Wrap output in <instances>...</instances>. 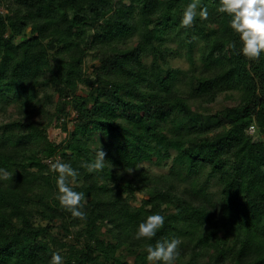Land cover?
<instances>
[{
	"label": "trees",
	"instance_id": "16d2710c",
	"mask_svg": "<svg viewBox=\"0 0 264 264\" xmlns=\"http://www.w3.org/2000/svg\"><path fill=\"white\" fill-rule=\"evenodd\" d=\"M189 2L0 0V168L13 173L0 180V264L54 252L63 264H148L145 246L172 238L174 264H264V52H239L219 0L182 26ZM179 50L186 70L169 64ZM226 92L233 103L217 104ZM99 147L105 167L89 173L81 162ZM56 160L79 173L69 186L85 193V220L57 199ZM154 214L163 228L134 239Z\"/></svg>",
	"mask_w": 264,
	"mask_h": 264
},
{
	"label": "clouds",
	"instance_id": "9594fccd",
	"mask_svg": "<svg viewBox=\"0 0 264 264\" xmlns=\"http://www.w3.org/2000/svg\"><path fill=\"white\" fill-rule=\"evenodd\" d=\"M199 8V12L197 11ZM217 11L231 17L230 28L238 35L240 48L239 52L248 60H259L264 52V0H219ZM197 15L201 19H207L208 11L206 7H201V0H191L183 10L181 25L191 27ZM236 48V43L230 45ZM105 152L99 147L96 157L92 162H81V167L89 173L100 172L105 167ZM49 170L57 173L56 184L58 188L57 199L60 205L69 211L74 218L86 219V212L83 210L87 200L85 193L76 192L69 183H75L79 175L70 163L56 160L50 162ZM133 169H128L131 173ZM13 173L0 168V180L11 179ZM164 216L154 214L148 216L139 223L133 235L136 240L153 239L158 230L164 226ZM182 243L179 238L157 241L155 245L145 246L148 264H174L179 256V246ZM49 264H63V258L59 253H52Z\"/></svg>",
	"mask_w": 264,
	"mask_h": 264
},
{
	"label": "rangeland",
	"instance_id": "374dc122",
	"mask_svg": "<svg viewBox=\"0 0 264 264\" xmlns=\"http://www.w3.org/2000/svg\"><path fill=\"white\" fill-rule=\"evenodd\" d=\"M196 47L193 48V60H194V63L195 65H197L199 63V60H198V53L196 51ZM179 52L181 53L180 55H176L174 57H171L168 61H169V64L171 66H176V67H179L180 69H183V70H186L190 67V64L189 62L186 60V58L182 55V52L183 50H179ZM86 66H88L90 64V60L89 58H86ZM5 91H8V89H4ZM225 95V96H224ZM236 96V92H226L224 94H220L219 98H218V102L217 104H227V103H233V99L235 98ZM28 99V96H23L21 97V100L23 102H26ZM17 103V101L15 102H12L11 104H8L6 109H5V112L6 113H12L14 112V109H15V104ZM214 108L215 107H218V106H213ZM9 117V116H8ZM6 115L5 117L3 118L2 116H0V119L2 120H5L6 118H8ZM70 125V122L69 124ZM48 135L51 139L57 141L59 140L61 137H62V132L59 130V128H49L48 129ZM151 171L153 172H156V171H160L162 169L165 168V166H159V167H156V166H149L148 167ZM140 198H141V195L140 194H135V198L134 200L132 201V203L136 206H138L140 208V212L142 213V210L143 208L139 205L140 204ZM127 260L129 261L130 258L127 257Z\"/></svg>",
	"mask_w": 264,
	"mask_h": 264
},
{
	"label": "built area",
	"instance_id": "2783aa9c",
	"mask_svg": "<svg viewBox=\"0 0 264 264\" xmlns=\"http://www.w3.org/2000/svg\"><path fill=\"white\" fill-rule=\"evenodd\" d=\"M248 132H252V126H249Z\"/></svg>",
	"mask_w": 264,
	"mask_h": 264
}]
</instances>
